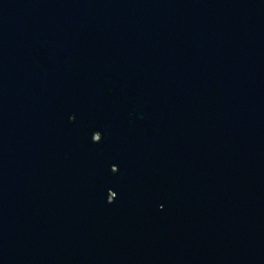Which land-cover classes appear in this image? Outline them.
Masks as SVG:
<instances>
[{"label":"water","instance_id":"95a60500","mask_svg":"<svg viewBox=\"0 0 264 264\" xmlns=\"http://www.w3.org/2000/svg\"><path fill=\"white\" fill-rule=\"evenodd\" d=\"M0 264H264V0H0Z\"/></svg>","mask_w":264,"mask_h":264}]
</instances>
